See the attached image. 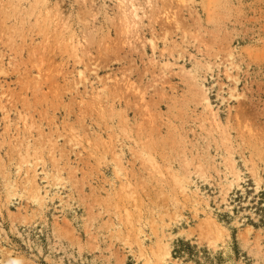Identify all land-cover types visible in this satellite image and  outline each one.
I'll return each instance as SVG.
<instances>
[{
    "label": "rangeland",
    "instance_id": "1",
    "mask_svg": "<svg viewBox=\"0 0 264 264\" xmlns=\"http://www.w3.org/2000/svg\"><path fill=\"white\" fill-rule=\"evenodd\" d=\"M164 240L169 264H264V0H0V264H156Z\"/></svg>",
    "mask_w": 264,
    "mask_h": 264
},
{
    "label": "bare ground",
    "instance_id": "2",
    "mask_svg": "<svg viewBox=\"0 0 264 264\" xmlns=\"http://www.w3.org/2000/svg\"><path fill=\"white\" fill-rule=\"evenodd\" d=\"M136 11H137V8L135 6H133L132 7L133 16L138 17V14H137ZM154 45L155 44L153 43V41H151V46H152L153 49L155 48ZM232 54L233 53H230L229 52L230 57L232 56ZM231 64H233V62ZM231 67L232 66H230V67H228L226 69V72H227V75L228 76H230ZM79 73L82 74L83 71L80 70ZM234 78H235L234 80H235V83H236L237 82V78L236 77H234ZM228 94H229L228 97H229L230 100H236V101L240 100V97L242 96V94L240 92H238V90L236 88V85H234L233 87H230L229 88ZM202 100H203V103H204V108L209 111L208 114L211 117V119L218 122L220 118H219L217 112L215 110H213L212 103H211L209 97L207 96V94H204L203 95ZM24 144H25L24 145L25 151H29V149L31 148V141L28 138H26ZM114 154L117 156V160H118V162H116V163H118V165L117 164L116 165L118 167L119 166H122V168H123L124 163H123V158L121 157V151L119 153L117 152V153H114ZM230 155H232V153H230ZM232 160H233V158H232ZM25 162L28 163V167L26 169L24 167L25 170H23L22 172L20 171L21 168H22V166H21L22 163L21 162H19V164H17L15 166V171H16L15 172V175H17V174L19 175V174H22L23 173L24 175H26L25 176V181H27L28 183H32L33 178L38 173H43V177L42 178L44 180H47V182L50 180L49 179V171H47L44 167L43 168H40V171H39L38 170V167H37L38 164L31 163V161H29V160H25ZM233 167L235 169L233 168L234 169V172H232L231 178L227 177V175L225 177L227 179V182L225 181L226 184L225 183L224 184L227 185V187H226L227 190H230V189L234 188L235 186L238 189L239 188H242V186L239 184L240 181L243 180V176L241 174V171L236 168V165H233ZM115 168H116V166H115ZM9 169L10 168L7 167V169H6V175L4 176L5 177V179H4V193H5L6 201L7 202H12L13 199H14V196L16 194V193H14V191H15V188H16V184H17L16 182L17 181H16V178L13 177V175L11 174V172H10ZM118 169L120 170L121 168L119 167ZM29 170H32V174L31 175H28L30 173ZM115 173H117V171ZM174 181H176V184L175 185H177L178 196L183 195V196H186L185 198H191L192 197V200H193V202H195V204L196 203L197 204L199 203L200 197L199 198L197 197V195H198L197 192L199 190V187L198 186H196L195 189L192 190L191 189V183L189 185V183L184 182V181H181L180 178H175ZM48 183L51 186H53L54 188H56V190H55V192L57 194L56 198H53V196H50L47 190L44 192V194H43V192L41 193L40 188L37 185H32L31 184L32 185V200H33V202L37 206L43 207V205H45L47 201H50L51 200V201L55 202V205L56 206L63 207L64 200H63L61 194L59 193L60 188L63 187V183L61 182L59 176H55L54 181L52 183H50V182H48ZM124 188H126V186ZM122 189H123V186H122ZM259 189H260L259 186H257V190H259ZM124 192H129V191H124ZM131 193H128V194H130V196H131ZM130 198H132V197H130ZM201 198L204 201V205L205 206H209L208 205L207 198H205L203 196ZM222 199L225 200V198H222ZM166 211H167V213L169 215L168 218H165V217L161 216L160 214L156 213L150 219V220H152V223L155 224L154 225L155 228L157 230H159V231L160 230L163 231V227L162 226L166 224L165 223L166 222V219L172 221L173 218H176L177 219V217H178V212L175 209L171 212L172 214H169L170 211H168V210H166ZM204 215H206V220H210V218H212V213L211 212H204ZM126 220H127V222L129 224L132 223V220L129 218L128 214H127ZM137 222H138L136 224V227L137 228L134 231L135 232L134 235H136L139 238L140 237V234H145V233H144V229H143V222L142 221H139L138 219H137ZM213 222L216 223L215 219H213ZM240 224L241 223H239V225ZM132 227L134 228L135 225H133ZM126 234H128V232ZM137 243H138L137 244V246H138V252L141 255L142 254L145 255V252H146L147 249L143 246V242L142 241H137ZM149 250H151L152 255L156 258L154 260V261H156L155 262L156 264H169L170 262H172L171 261V254H170L169 243L167 241L164 240V241H161V242H157L155 245L151 246L149 248ZM145 264H152L150 262V257L147 254L145 255Z\"/></svg>",
    "mask_w": 264,
    "mask_h": 264
}]
</instances>
